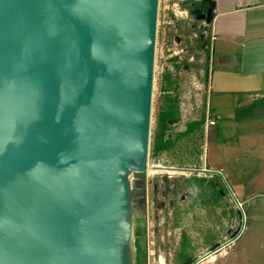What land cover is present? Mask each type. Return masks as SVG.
Returning a JSON list of instances; mask_svg holds the SVG:
<instances>
[{
    "label": "water",
    "instance_id": "obj_1",
    "mask_svg": "<svg viewBox=\"0 0 264 264\" xmlns=\"http://www.w3.org/2000/svg\"><path fill=\"white\" fill-rule=\"evenodd\" d=\"M159 1L0 0V264H136Z\"/></svg>",
    "mask_w": 264,
    "mask_h": 264
},
{
    "label": "rangeland",
    "instance_id": "obj_2",
    "mask_svg": "<svg viewBox=\"0 0 264 264\" xmlns=\"http://www.w3.org/2000/svg\"><path fill=\"white\" fill-rule=\"evenodd\" d=\"M212 4L214 0L159 1L146 219L136 225V264H193L243 228L224 252L200 264H264V166L252 169L250 160L246 168L235 163L233 151H227L234 136L217 128L211 117L240 114L231 98L221 101L216 112L215 96L208 97L213 19L201 15L206 18ZM162 143L170 147L161 150ZM213 147L220 154L226 151L223 161L237 173L236 180L225 174ZM157 166L221 172L240 206L216 174L171 175L158 173Z\"/></svg>",
    "mask_w": 264,
    "mask_h": 264
},
{
    "label": "crops",
    "instance_id": "obj_3",
    "mask_svg": "<svg viewBox=\"0 0 264 264\" xmlns=\"http://www.w3.org/2000/svg\"><path fill=\"white\" fill-rule=\"evenodd\" d=\"M212 24L208 97L215 96L216 112L221 101L231 98L234 110L240 114L232 113L222 120L217 116L211 117L217 121V128H223L224 133L234 136L233 147L227 149L233 151V161L243 163V168H246L250 160L252 169L257 165L259 170H263L264 0H214ZM211 104L209 108L213 110ZM213 148L219 156V163L225 166V174L236 180L237 173L230 171L223 161L226 151L220 154ZM209 149L211 153L210 146ZM253 174L259 175L258 172Z\"/></svg>",
    "mask_w": 264,
    "mask_h": 264
},
{
    "label": "bare ground",
    "instance_id": "obj_4",
    "mask_svg": "<svg viewBox=\"0 0 264 264\" xmlns=\"http://www.w3.org/2000/svg\"><path fill=\"white\" fill-rule=\"evenodd\" d=\"M158 173H167V174H174L175 172H172V171H167V170H160V171H157ZM223 251V250H222ZM224 252V251H223ZM217 255V254H216ZM216 255H213V257H210V259H211V261H213L212 260V258H214ZM209 259V260H210Z\"/></svg>",
    "mask_w": 264,
    "mask_h": 264
},
{
    "label": "trees",
    "instance_id": "obj_5",
    "mask_svg": "<svg viewBox=\"0 0 264 264\" xmlns=\"http://www.w3.org/2000/svg\"><path fill=\"white\" fill-rule=\"evenodd\" d=\"M170 147V143H162L161 150H167Z\"/></svg>",
    "mask_w": 264,
    "mask_h": 264
},
{
    "label": "flooded vegetation",
    "instance_id": "obj_6",
    "mask_svg": "<svg viewBox=\"0 0 264 264\" xmlns=\"http://www.w3.org/2000/svg\"><path fill=\"white\" fill-rule=\"evenodd\" d=\"M212 8H214V5L212 4ZM212 8H210V9H212ZM210 9H208V11H207V15H208V12H209V10ZM213 13H214V9H213ZM213 13H212V15H213ZM201 16H203V15H201ZM214 16V15H213ZM203 19H206V21H207V17L206 18H203ZM213 19V18H212ZM195 174H198V173H195Z\"/></svg>",
    "mask_w": 264,
    "mask_h": 264
},
{
    "label": "built area",
    "instance_id": "obj_7",
    "mask_svg": "<svg viewBox=\"0 0 264 264\" xmlns=\"http://www.w3.org/2000/svg\"><path fill=\"white\" fill-rule=\"evenodd\" d=\"M209 125L214 126L215 122H210Z\"/></svg>",
    "mask_w": 264,
    "mask_h": 264
}]
</instances>
